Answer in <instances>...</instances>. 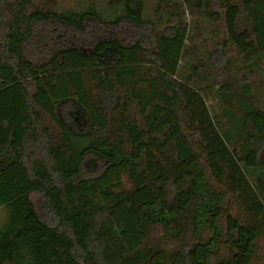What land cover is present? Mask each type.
Segmentation results:
<instances>
[{
    "label": "trees",
    "instance_id": "1",
    "mask_svg": "<svg viewBox=\"0 0 264 264\" xmlns=\"http://www.w3.org/2000/svg\"><path fill=\"white\" fill-rule=\"evenodd\" d=\"M184 1L220 7L230 43L253 59L219 87L242 151L229 149L192 78L178 77L181 21L154 42L143 0H125L115 21L0 0V264L257 263L264 112L248 76L264 58V0Z\"/></svg>",
    "mask_w": 264,
    "mask_h": 264
},
{
    "label": "rangeland",
    "instance_id": "2",
    "mask_svg": "<svg viewBox=\"0 0 264 264\" xmlns=\"http://www.w3.org/2000/svg\"><path fill=\"white\" fill-rule=\"evenodd\" d=\"M34 4L43 11H54L63 14H81L94 8L99 16L105 21H115L118 17L125 14V0H33ZM242 8L240 2H237ZM194 10V13L192 12ZM209 11L213 16L209 17ZM220 7L209 4L204 8L195 6L189 7L184 0H143V17L155 25V32L151 35V39L155 42L156 34L163 31L168 26H173L181 21L187 27V38L185 40V50L179 61L178 77L182 80L192 78V85L200 90L206 105L221 132H230V141H227L231 151L236 149L242 151V138L238 131V124L231 122L225 109L228 108L226 102L221 96L220 85L223 83L233 82L236 77L245 75L244 65L248 63V57L238 50V48L230 43L227 34L225 22L215 14L223 15ZM242 29H248L247 24H241ZM240 27V28H241ZM152 33V32H151ZM229 41V42H228ZM226 42L224 47V62L221 65H215V54L218 48ZM149 65L141 69V74L147 77ZM253 85V93L255 95V104L259 110L264 112V58L255 61L253 72L248 76ZM115 113V112H114ZM111 112V116H114ZM132 117H136L141 126L144 121L136 107L130 110ZM115 117L120 119V112ZM54 128L51 123L46 124ZM209 172V171H208ZM264 177V170L262 171ZM251 182L255 181V175L248 173ZM126 188H131L132 183L127 178L124 180ZM38 196L32 197L36 203ZM238 204L232 201L230 213L238 217ZM225 218H222L221 224L225 227ZM7 220V210L0 206V227ZM161 232L156 230L149 238V242H153V238H159ZM256 264H264V252L258 255Z\"/></svg>",
    "mask_w": 264,
    "mask_h": 264
}]
</instances>
